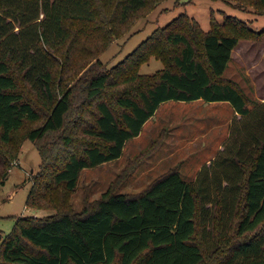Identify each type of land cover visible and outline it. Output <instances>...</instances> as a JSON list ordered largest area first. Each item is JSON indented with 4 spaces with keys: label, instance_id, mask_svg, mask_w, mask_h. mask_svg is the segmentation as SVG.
Listing matches in <instances>:
<instances>
[{
    "label": "trees",
    "instance_id": "trees-1",
    "mask_svg": "<svg viewBox=\"0 0 264 264\" xmlns=\"http://www.w3.org/2000/svg\"><path fill=\"white\" fill-rule=\"evenodd\" d=\"M237 1L264 9V0ZM113 2L119 6L118 26L96 25L97 5ZM149 2L0 0V143L13 145L24 133L22 140L36 144L41 172L26 204L58 209L44 218H19L9 235H1L0 264H204L205 253L213 264H264V103L250 101L223 77L240 41L259 44L264 33L232 16L223 26L213 19L205 32L184 15L141 43L118 68L89 70L84 82H75L99 49L108 48L111 30ZM14 4L40 7L20 21L19 31ZM80 29L84 41L97 34L100 40L73 58V35ZM67 50L61 63L57 53ZM152 57L164 68L154 77L139 74ZM172 100L229 102L245 119L231 155L223 151L216 170L201 169L194 182L172 169L140 192L107 191L92 211L73 213L67 195L82 171L119 159L127 141ZM85 107L96 109L95 124L79 127ZM79 135L86 137L82 143ZM158 148L155 142L149 152ZM5 181L3 174L0 186Z\"/></svg>",
    "mask_w": 264,
    "mask_h": 264
},
{
    "label": "rangeland",
    "instance_id": "rangeland-1",
    "mask_svg": "<svg viewBox=\"0 0 264 264\" xmlns=\"http://www.w3.org/2000/svg\"><path fill=\"white\" fill-rule=\"evenodd\" d=\"M98 5L95 24L109 21L118 26L119 6L116 7L114 2L100 7ZM12 8L17 14L16 31L20 30V21L29 14L40 12V7L26 4H14ZM184 15L198 22L205 32L212 29L213 19L223 26L227 23L226 16H232L245 22L251 30L264 33V9L255 8L252 3L245 4L237 0H150L144 10L135 12L127 23L111 30L114 33L108 48L104 52H101L102 48L99 49L98 56L85 67L75 82H82V78L90 74H86L89 70L93 74L101 69L118 68L141 43L156 31L166 28L176 18L182 22ZM40 17L42 19L43 15ZM111 27L107 26L109 29ZM73 28L75 30L77 24ZM81 31L73 35L74 51L70 53L73 58L93 49L94 43L100 40L97 34L90 42L84 41L87 37L80 34ZM117 31H120L119 38ZM62 51L57 53L61 63L70 50L61 54ZM163 68V61L152 57L139 68L138 73L154 77ZM223 77L236 82L250 101L264 103V38L259 44L252 40H241L233 51L232 60ZM110 91L114 93L117 89ZM81 102L78 100L77 103ZM214 107L205 108L203 103L175 100L161 104L154 119L143 128L142 136L140 134V137L127 141L119 159L82 171L77 188L67 195L70 196L72 212L83 214V211H92L107 191L140 192L172 169H178L187 182L196 181L203 168L208 167L210 173L214 172L217 168L215 159H221L223 151L225 156L231 155V146L234 147L237 134L235 131L241 127L244 132L245 122V119L236 116L230 118L231 105L221 111H216ZM41 112L46 114L44 109ZM96 113L92 107L82 109L79 127L86 123L95 124ZM216 122H219L218 128L213 127L217 125ZM23 137L24 133H20L15 137L16 142L7 147L0 143V181L3 174L6 177L5 183L0 186V236L3 237L14 230L19 218H44L58 213V209H36L26 204L28 194L33 189L34 177L41 172V158L36 144L22 140ZM77 137L81 143L86 139L80 135ZM155 142H159V148L149 152ZM205 255L204 264H213L212 255Z\"/></svg>",
    "mask_w": 264,
    "mask_h": 264
},
{
    "label": "crops",
    "instance_id": "crops-1",
    "mask_svg": "<svg viewBox=\"0 0 264 264\" xmlns=\"http://www.w3.org/2000/svg\"><path fill=\"white\" fill-rule=\"evenodd\" d=\"M205 101H203V100H196V101H192V102H190V103H197V104H200V103H203V107H205V108H209V107H213V106H215L214 108H215V110L216 111H221V110H223L225 107L226 108H228L229 107V105H231V104H229V102H213V103H204ZM163 104V103H162ZM232 106V105H231ZM231 109H229V111H230V118H234V116H236L235 118H238V119H241V115L239 114V113H237V112H235V110H234V108H233V106L232 107H230ZM158 110V109H157ZM156 114H157V112L155 113V115L151 118V119H149L147 122H146V124L144 125V127L145 126H147V125H149L150 123H151V121L154 119V117L156 116ZM219 122H216L215 124H217V125H213V127H216V128H218V126H220L219 124H218ZM143 127V128H144ZM143 130V129H142ZM140 136H142V131H141V135ZM139 136V137H140ZM191 143H192V141H191Z\"/></svg>",
    "mask_w": 264,
    "mask_h": 264
}]
</instances>
